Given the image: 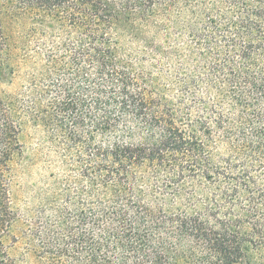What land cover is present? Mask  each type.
<instances>
[{
  "label": "trees",
  "instance_id": "16d2710c",
  "mask_svg": "<svg viewBox=\"0 0 264 264\" xmlns=\"http://www.w3.org/2000/svg\"><path fill=\"white\" fill-rule=\"evenodd\" d=\"M0 264H264V0H0Z\"/></svg>",
  "mask_w": 264,
  "mask_h": 264
},
{
  "label": "rangeland",
  "instance_id": "374dc122",
  "mask_svg": "<svg viewBox=\"0 0 264 264\" xmlns=\"http://www.w3.org/2000/svg\"><path fill=\"white\" fill-rule=\"evenodd\" d=\"M16 254L20 259L23 257V252L21 250L16 251Z\"/></svg>",
  "mask_w": 264,
  "mask_h": 264
}]
</instances>
